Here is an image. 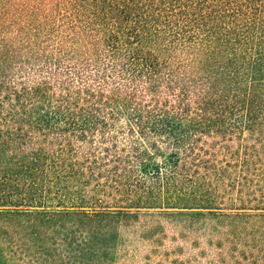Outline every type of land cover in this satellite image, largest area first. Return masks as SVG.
<instances>
[{"label": "trees", "instance_id": "16d2710c", "mask_svg": "<svg viewBox=\"0 0 264 264\" xmlns=\"http://www.w3.org/2000/svg\"><path fill=\"white\" fill-rule=\"evenodd\" d=\"M14 260L264 264V0H0Z\"/></svg>", "mask_w": 264, "mask_h": 264}, {"label": "rangeland", "instance_id": "374dc122", "mask_svg": "<svg viewBox=\"0 0 264 264\" xmlns=\"http://www.w3.org/2000/svg\"><path fill=\"white\" fill-rule=\"evenodd\" d=\"M6 260H7V259H6ZM16 262H17V261L14 260V261L11 262L10 264H17ZM120 262H122V261L120 260ZM2 263H3V261L1 262V264H2ZM121 264H122V263H121Z\"/></svg>", "mask_w": 264, "mask_h": 264}]
</instances>
